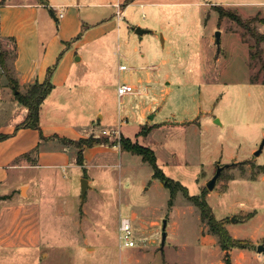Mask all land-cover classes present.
I'll return each mask as SVG.
<instances>
[{
	"label": "rangeland",
	"instance_id": "1",
	"mask_svg": "<svg viewBox=\"0 0 264 264\" xmlns=\"http://www.w3.org/2000/svg\"><path fill=\"white\" fill-rule=\"evenodd\" d=\"M132 2L121 19L116 8L95 14L96 22L110 16L109 23L120 26L110 58L105 60L106 52L98 48L77 50L85 55L86 66L78 68L82 79L78 83L89 85L93 94L89 107L96 110L87 116L94 123L82 132L112 141L123 134L151 147L173 185L181 182L190 195L210 193L207 200L215 216L227 220L231 236V218L241 220L235 227L247 248L223 250L182 189L176 185L177 194L168 203L170 189L153 177L152 166L117 144L101 149L85 167L74 162L27 170V204L37 209L41 242L36 247H0V264H242L245 249L252 255L247 264H264V254L257 251L264 242V147L254 155L264 141V41L257 43V36L264 34V0ZM214 5L237 13L247 25L221 17ZM37 24L44 21L40 18ZM136 26L149 31L137 35ZM216 31L221 32L219 45ZM9 45L12 56L14 45L10 41ZM0 51L1 66L7 51ZM121 63L128 69L120 71ZM57 67L56 62L51 66L54 71ZM4 72L0 68V127L22 120L24 106L16 90L4 88V81L10 83L8 65ZM142 72L151 73L144 84L137 83ZM118 76L143 88L133 94L140 97L143 110L137 100L120 103L122 99L112 94ZM104 87L109 91L103 94ZM76 108L69 103L58 114L69 118L71 125H82L87 111ZM69 146L76 161L77 148ZM227 163L231 166L209 191L206 183L217 165ZM84 178L89 187L82 200ZM251 204L259 212L256 221L248 217ZM125 217L131 220L133 247L121 243ZM164 219L167 237L162 246Z\"/></svg>",
	"mask_w": 264,
	"mask_h": 264
},
{
	"label": "crops",
	"instance_id": "2",
	"mask_svg": "<svg viewBox=\"0 0 264 264\" xmlns=\"http://www.w3.org/2000/svg\"><path fill=\"white\" fill-rule=\"evenodd\" d=\"M122 2L123 0L0 1V47L3 51H7L5 52L6 64L11 69V77L18 83L20 92L26 91L27 87L36 81H43L47 77L48 69L55 62L56 65L58 64L51 76L54 88L40 107L41 132L47 139L42 140L40 132L36 129L17 128L28 114L25 106L21 107L22 120L0 127V134L6 135L0 140V247L4 249L36 247L41 242L39 218L37 219L35 213L37 209L34 205L27 204L30 188V184L27 183V170L70 166L74 162L78 164L77 156L76 161L72 160V149L69 146L71 144H65L59 138L54 137L71 139L87 137L90 134L82 132V128L91 127L94 123V119L87 117L88 114L96 111L95 108L89 107L90 96L93 94L90 92L89 85L82 86L78 83L82 82L78 68L86 67L85 55L77 50L80 48L102 49L106 52L105 60L110 58L112 53L114 54V41L121 34L120 26L117 27L113 22L109 23L110 16L98 22L94 20V17L95 14L104 13L103 10L106 8H116L117 11V5H122ZM133 3L121 6L122 17L126 8ZM51 9H55L59 14L63 11V17L55 14L57 18L53 19ZM40 18L44 21L43 25L37 24ZM9 41L14 45L12 56L9 55V48H11ZM119 45L120 42H117V47ZM135 50L137 46L134 47L133 51ZM99 59L102 58L99 57ZM0 68L4 74L3 67L0 66ZM149 78H151L150 72H142L137 83L144 84ZM120 82L129 81L118 76L117 82L112 84V94H117V85ZM9 85L13 88V85L4 81L5 89L9 88ZM0 86H2L1 83ZM102 88L103 86L101 90ZM104 91L109 90L104 87L103 94ZM94 93L100 96L99 92ZM130 100H137L140 110H143L140 97L133 96V94L122 98L119 102H130ZM69 103L77 107V111H87V115H83L88 118L84 124L71 125V122H68L69 118L58 114L63 109L66 111L65 107ZM99 117L103 118V114L100 113ZM38 147L39 151L36 150V152L35 149ZM104 148L109 147L86 146L83 150V166H87ZM254 149L255 147L252 151ZM229 159L240 160L236 156H230ZM261 179L264 181V172H261ZM252 205L248 208L250 210L248 217H250L249 220L256 221L259 218V212ZM238 221L241 220L232 222L228 228L233 231L232 236L235 238H245L238 234V229L235 227ZM256 237L253 240H256ZM241 255L242 264H247V260L252 256L246 249L241 251Z\"/></svg>",
	"mask_w": 264,
	"mask_h": 264
},
{
	"label": "trees",
	"instance_id": "3",
	"mask_svg": "<svg viewBox=\"0 0 264 264\" xmlns=\"http://www.w3.org/2000/svg\"><path fill=\"white\" fill-rule=\"evenodd\" d=\"M132 1L133 0H126L125 3L122 4V6H125L131 3ZM214 6L215 9L218 10L221 17H229L241 26L247 25V22L244 21L240 17V15L233 12L232 10L225 8L223 5H214ZM263 23H264V19H263ZM257 41H258L257 43H259V41H264V34L257 36ZM1 66L3 67L4 71H6L7 65L4 61L1 62ZM53 71L54 69L49 68L47 77L43 82L36 81L33 84H30L24 93L19 92L16 94V98L28 109V114L25 120L17 128L27 127V128L36 129L40 132L41 139H47V138H45L41 132L40 107L43 101L45 100V98L51 93V91L54 88V84L52 83L51 80ZM9 82L11 85H13L14 90H19L18 83L15 80H13L10 75H9ZM5 137L6 135L0 134V140ZM54 137L59 138L60 141L65 144L74 145L78 149L77 163L82 166L84 164L83 150L86 146H96V145L115 146L118 144L121 150H126L134 154L140 155L144 162H147L152 166L154 170L153 177L159 179L164 184L165 187L170 189L171 196L168 203L172 204L173 198H175L178 190L176 189V185H178V187L182 189L184 195L199 208L201 220L205 224H207L208 229L211 231V233L217 236L219 245L223 250H228L233 247L247 248V246L244 245L245 242L243 240L231 236V234L229 233L228 229L225 226L227 220L225 218L218 219L215 216L213 209L207 200L208 191L205 190L200 195H190L188 193V189L185 186H183L181 182L177 181L176 185H173V179L169 178L164 173V171L159 167L157 163L156 153L151 147L142 145L137 141H133L131 138L124 136L123 134H120L119 138L113 141L110 140L108 136L94 134V133L90 134L87 137H81L79 139H71V138L58 137V136H54ZM36 150L37 148L35 149V151ZM263 170H264V166H263Z\"/></svg>",
	"mask_w": 264,
	"mask_h": 264
},
{
	"label": "water",
	"instance_id": "4",
	"mask_svg": "<svg viewBox=\"0 0 264 264\" xmlns=\"http://www.w3.org/2000/svg\"><path fill=\"white\" fill-rule=\"evenodd\" d=\"M45 4H47V2H45ZM50 13L55 19L57 18L55 16L54 11L52 9L50 10ZM148 31H149L148 29L142 28L141 26H136L135 29H134V32L137 35H140V36L148 33ZM215 38H216V43L219 45L220 42H221V32L220 31H216ZM16 93H19V91L16 90ZM263 147H264V141L261 143L259 148L254 151V155L255 156H259L261 154L262 150H263ZM229 166H231L230 163H227V164H224V165H221V164L217 165V169H216L215 174L206 183L207 189L209 191L214 190V188L216 186V183H217V180L220 177L222 171L225 168L229 167ZM81 185H82V189H81L82 190V200H84L86 191H87V189L89 187V181L84 178V179H82V184ZM231 220L232 221H237L238 219L236 217H232ZM166 227H167V219H164L163 220V225H162V246H164L165 241H166V237H167ZM257 251L259 253H261V254H264V242H262V243L257 245Z\"/></svg>",
	"mask_w": 264,
	"mask_h": 264
},
{
	"label": "built area",
	"instance_id": "5",
	"mask_svg": "<svg viewBox=\"0 0 264 264\" xmlns=\"http://www.w3.org/2000/svg\"><path fill=\"white\" fill-rule=\"evenodd\" d=\"M117 16L119 19L122 18V7L121 5H117ZM63 11L59 14V17H63ZM128 66L125 64H119V70L124 71L127 70ZM143 88L137 87L135 84L130 83V82H120L117 85V94L120 99L136 94L139 92H142ZM104 134H108L109 131L103 130ZM120 229H121V243L124 247H133L135 246L136 242L135 239L133 238V228L131 225V220L129 218H123L121 220L120 224Z\"/></svg>",
	"mask_w": 264,
	"mask_h": 264
}]
</instances>
